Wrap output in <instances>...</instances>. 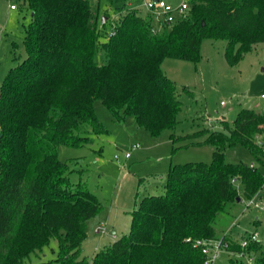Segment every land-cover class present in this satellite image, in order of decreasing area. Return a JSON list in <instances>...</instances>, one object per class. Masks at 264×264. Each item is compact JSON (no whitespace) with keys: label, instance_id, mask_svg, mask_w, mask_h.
I'll use <instances>...</instances> for the list:
<instances>
[{"label":"trees","instance_id":"16d2710c","mask_svg":"<svg viewBox=\"0 0 264 264\" xmlns=\"http://www.w3.org/2000/svg\"><path fill=\"white\" fill-rule=\"evenodd\" d=\"M28 5L26 56L0 84V264H28L51 238L58 241L59 264H208L199 241L217 238L216 217L239 197L235 181L248 198L264 188L255 164L228 162L223 151L241 142L264 155L258 143L263 111L243 107L232 126L223 120L228 131L216 130L205 141L216 146L211 161L172 163L163 192L144 196L132 211L129 233L90 261L81 255L87 222L103 204L83 179L71 181L58 151L63 144H90L89 131L103 129L97 99L118 118L135 116L153 135L175 127L182 102L162 68L164 58L197 62L202 40L212 37L228 40L225 58L238 64L264 43V0H195L159 29L150 14L120 8L112 34L99 27L90 0ZM97 50L107 62L96 60ZM261 246L257 240L248 248ZM230 250L243 248L232 242ZM255 264H264V249Z\"/></svg>","mask_w":264,"mask_h":264},{"label":"rangeland","instance_id":"374dc122","mask_svg":"<svg viewBox=\"0 0 264 264\" xmlns=\"http://www.w3.org/2000/svg\"><path fill=\"white\" fill-rule=\"evenodd\" d=\"M12 3L17 5L16 9L11 8ZM90 3L99 16V27H104L107 33L112 32L120 8H137L143 16L149 14L145 0H90ZM32 15L28 0H0V84L26 56L24 38ZM103 15L108 17L105 26ZM154 24L162 28L158 22ZM227 44V39L207 37L201 42V58L197 62L164 58L162 68L174 82L182 102L175 127L153 135L135 116L118 118L97 99L95 111L103 129L89 131L93 142L59 147V158L66 162L71 181L83 179L103 204L100 212L87 222L81 255L89 261L96 250L129 233L132 211L144 196L163 192L172 163L211 161L216 146L205 141L216 130L228 131L223 120L232 126L243 107L264 112V43L255 44L236 65H230L225 58ZM95 58L99 63L107 62L103 50H97ZM258 140L264 141V135ZM223 151L226 161L254 163L264 174V155L256 156L245 144L227 143ZM235 186L240 200L226 203L216 217V240L226 236L231 242L241 243L257 232L262 246L241 251L223 247L213 264H249V256H253L255 264L264 249V188L248 198L240 180L235 181ZM256 202L261 205L255 206ZM99 223L105 224V233L95 231ZM58 251L57 239L51 238L43 251L32 254L27 263L59 264Z\"/></svg>","mask_w":264,"mask_h":264},{"label":"built area","instance_id":"2783aa9c","mask_svg":"<svg viewBox=\"0 0 264 264\" xmlns=\"http://www.w3.org/2000/svg\"><path fill=\"white\" fill-rule=\"evenodd\" d=\"M194 1L195 0H180L179 3L174 4L172 1L169 0H145V6H147V9L149 10L151 18L154 21L158 22L161 26H163L165 24H172L176 22L179 18H181L183 15H185L186 11L191 7ZM11 8L15 9L17 8V5L15 3H12ZM112 33L113 31L111 32V34ZM262 96H264V94ZM258 143L260 146L264 147V141L258 140ZM129 155L130 154L128 153L127 156ZM251 165L253 166L254 163H252ZM259 205H261L259 202L255 203V206ZM95 231L98 233H105V224H97L95 227ZM257 235L258 233L254 232L250 237L244 238L243 241L240 243L242 248L245 249L246 247H248L251 241H257ZM199 243L202 244L203 252L207 255V263L213 264L217 253L221 250V248L225 247L226 249L230 250L232 242L229 238L222 237V239L220 240H204L199 241ZM212 251H214L213 255L211 254ZM247 259L249 264H252V262L254 261L253 256H249Z\"/></svg>","mask_w":264,"mask_h":264},{"label":"water","instance_id":"95a60500","mask_svg":"<svg viewBox=\"0 0 264 264\" xmlns=\"http://www.w3.org/2000/svg\"><path fill=\"white\" fill-rule=\"evenodd\" d=\"M106 18H107V15H105V16L102 18V23L105 22ZM237 200H240V197H238Z\"/></svg>","mask_w":264,"mask_h":264},{"label":"crops","instance_id":"0c3cea01","mask_svg":"<svg viewBox=\"0 0 264 264\" xmlns=\"http://www.w3.org/2000/svg\"><path fill=\"white\" fill-rule=\"evenodd\" d=\"M15 9H16V8H15ZM104 16H105V15H103L102 18H103ZM107 19H108V17L106 18V20H107ZM106 20H105V21H106ZM114 240H116V239H114ZM114 240H113V241H114ZM111 242H112V241H111ZM261 243H262V242H261ZM98 250H99V249H98ZM96 251H97V250H96Z\"/></svg>","mask_w":264,"mask_h":264}]
</instances>
